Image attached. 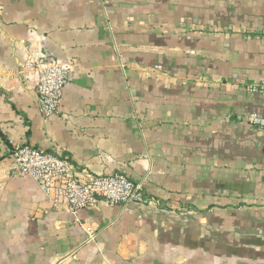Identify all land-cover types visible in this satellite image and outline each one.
Listing matches in <instances>:
<instances>
[{
  "label": "crops",
  "instance_id": "1",
  "mask_svg": "<svg viewBox=\"0 0 264 264\" xmlns=\"http://www.w3.org/2000/svg\"><path fill=\"white\" fill-rule=\"evenodd\" d=\"M43 56L73 64L50 117ZM238 78L264 79V0H0V264H264V93ZM26 143L154 203L56 209L12 173Z\"/></svg>",
  "mask_w": 264,
  "mask_h": 264
},
{
  "label": "built area",
  "instance_id": "2",
  "mask_svg": "<svg viewBox=\"0 0 264 264\" xmlns=\"http://www.w3.org/2000/svg\"><path fill=\"white\" fill-rule=\"evenodd\" d=\"M22 71L30 72L35 79V93L40 112L45 117L57 113L64 88L69 81L73 64L51 61L47 57L29 58ZM245 84L248 92L264 93V79L247 82L241 78L230 83ZM246 121L264 129V116L251 113ZM12 173L35 181L56 209L67 210L78 216L86 208L105 201L110 205L153 204L147 197L143 182H135L124 174L91 173L80 167L67 154L46 151L31 144H19L9 151ZM89 238L95 233L86 227Z\"/></svg>",
  "mask_w": 264,
  "mask_h": 264
},
{
  "label": "trees",
  "instance_id": "3",
  "mask_svg": "<svg viewBox=\"0 0 264 264\" xmlns=\"http://www.w3.org/2000/svg\"><path fill=\"white\" fill-rule=\"evenodd\" d=\"M0 135L3 137V139H6L5 135L3 134V132L0 129Z\"/></svg>",
  "mask_w": 264,
  "mask_h": 264
}]
</instances>
